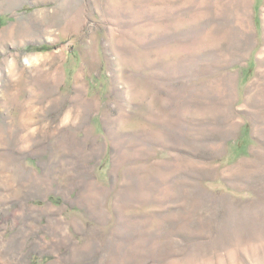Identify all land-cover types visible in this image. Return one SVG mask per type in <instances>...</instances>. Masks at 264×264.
Segmentation results:
<instances>
[{"label": "rangeland", "instance_id": "rangeland-1", "mask_svg": "<svg viewBox=\"0 0 264 264\" xmlns=\"http://www.w3.org/2000/svg\"><path fill=\"white\" fill-rule=\"evenodd\" d=\"M1 20L0 264H264V0Z\"/></svg>", "mask_w": 264, "mask_h": 264}, {"label": "trees", "instance_id": "trees-1", "mask_svg": "<svg viewBox=\"0 0 264 264\" xmlns=\"http://www.w3.org/2000/svg\"><path fill=\"white\" fill-rule=\"evenodd\" d=\"M2 26V20L0 21V28ZM50 46L49 45H44V46H39L37 47V50H40V51H46V50H50Z\"/></svg>", "mask_w": 264, "mask_h": 264}]
</instances>
